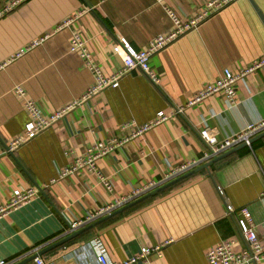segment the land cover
<instances>
[{
    "label": "crops",
    "instance_id": "0c3cea01",
    "mask_svg": "<svg viewBox=\"0 0 264 264\" xmlns=\"http://www.w3.org/2000/svg\"><path fill=\"white\" fill-rule=\"evenodd\" d=\"M0 0V12L11 2ZM0 17V203L17 189L37 188L29 203L0 219V261L16 264L70 233L104 205L145 184L163 181L183 164L199 160L212 144L264 119V65L236 84L237 103L220 91L190 104L207 84L226 70L233 73L264 60V0H238L152 58L159 75L154 84L139 69L113 88L76 107L15 153L8 144L24 132L29 114L14 88L22 85L46 113L81 97L94 75L79 53L70 52L79 33L106 75L123 67L120 43L146 48L173 27L168 9L182 18L209 0H18ZM75 22L57 32L68 17ZM43 44L9 61L35 39ZM184 107L182 114H174ZM159 112L170 117L98 160L112 184L82 169L59 178L60 171L90 147L125 136L124 124L150 122ZM53 180H55L53 182ZM48 185V187H45ZM264 136L185 180L40 255L44 264H100L96 240L112 262H126L143 247L174 241L162 254L136 264H209L207 252L223 241L246 242L238 211L250 208L264 234ZM227 204L236 210L227 213ZM23 264H37L36 259Z\"/></svg>",
    "mask_w": 264,
    "mask_h": 264
},
{
    "label": "built area",
    "instance_id": "2783aa9c",
    "mask_svg": "<svg viewBox=\"0 0 264 264\" xmlns=\"http://www.w3.org/2000/svg\"><path fill=\"white\" fill-rule=\"evenodd\" d=\"M158 1L161 2L163 0ZM237 1L238 0H209L199 11L187 18H182L174 10L168 9V14L173 21V27L167 32L155 36L149 42L148 46L142 50H136L126 41L121 42L119 48L123 54V67L111 75H106L101 70L91 55L85 40L79 33H74L70 52L79 53L82 56L86 67H88L94 75L93 85L90 86L81 97L51 113L44 112L37 101L29 98L27 91L22 85L15 86L14 92L24 101L25 109L29 114V121L25 126L24 132L8 144L7 152H17L21 147L51 129L56 122L62 120L66 114L71 112L76 107L88 102L93 96L97 95L101 91L116 87L125 76L131 74V72L135 69L141 70L149 76L154 84L158 85L160 77L151 65L153 56L175 44L190 32L198 29L204 22L208 21L210 18L222 12ZM19 4L20 1L18 0L8 4L2 12H0V17ZM81 15L82 12L68 17L62 24L56 27L55 32L71 26ZM48 37L49 34H46L45 36L35 39L29 46L17 52L9 61L19 58L34 47L43 44ZM5 65H7V62L4 65L2 64L0 69ZM263 65L264 60L241 71L240 73H233L230 70H226L224 76L214 83L207 84L205 88L194 98V100L190 102V104L192 105L198 103L208 97L214 96L220 91H224L226 93L229 104H236V84L245 78V76L250 72ZM183 111L184 107H181L178 108L174 114H182ZM169 117L170 116L164 112H159L154 120L145 124L137 126L135 122L126 123L124 124V128L127 130L131 129L133 126H135V129L130 131L125 136H113L108 140L97 142L84 154L78 155L73 151H67L66 154L72 155L74 158L69 165L60 171L59 178H64L78 172L79 170L86 169L97 175L98 178L101 179L102 182H104L109 188H112V184L106 181V177L98 167V160L123 147L131 139L143 136L152 128L166 121ZM262 133H264V119L256 124L249 125L245 130L233 134L217 144L210 145L202 158L188 162L174 169L163 181L151 182L136 188L131 194L117 198L113 202L104 205L95 213L90 214L85 220L73 222L70 225V233L111 214L117 209L153 191L159 186L240 145H251L253 139ZM54 181L55 180H53V182ZM45 187H48V185ZM39 192L40 189L34 187L15 190L8 202L0 203V219L8 216L19 207L29 203L39 194ZM235 211L236 210L231 204H227V213L229 215H233ZM238 213V224L241 234L246 242V248L243 251H236L234 241H223L212 247L207 252L209 264H264V234H260L258 232L257 224L253 218L250 208L244 207L240 209ZM173 241V239H170L152 247H143L139 253L133 254L126 262L122 263L112 262L110 260L101 241L96 240L94 244H97L96 255L100 264H136L140 261L148 262L150 256L154 253L162 254L163 249ZM36 261L37 264L45 263L44 259L41 257H37ZM0 264H7V262L1 260Z\"/></svg>",
    "mask_w": 264,
    "mask_h": 264
},
{
    "label": "water",
    "instance_id": "95a60500",
    "mask_svg": "<svg viewBox=\"0 0 264 264\" xmlns=\"http://www.w3.org/2000/svg\"><path fill=\"white\" fill-rule=\"evenodd\" d=\"M263 136H264V133L260 134L257 137H263ZM244 146H245V144L240 145V146H238V147H236V148H234V149H232V150H230V151H228V152H226V153H224V154L212 159L211 161H209L207 163H204V164L200 165L199 167H197V168H195V169H193V170H191V171H189V172H187V173H185V174H183V175H181V176H179V177H177V178H175V179H173V180H171V181H169V182H167V183H165V184H163L161 186H159L158 188L154 189L153 191H151V192L145 194L144 196H142V197H140V198L128 203L127 205L117 209L116 211L112 212L111 214L106 215V216H104V217H102V218H100V219L88 224L87 226L76 230L75 232L67 234L62 239L53 242L52 244H50L49 246H47L46 248H44L40 252H37L36 254H34L33 256H31L29 258H27L26 260H23L22 262H18L16 264H23V263H25L27 261L34 260L37 257H39L40 255H42L43 253H45L47 251H50V250H53V249L65 244V243L75 239L76 237L81 235L83 232L97 227L98 225H100L101 223L105 222L106 220H109V219L115 217L116 215H118V214H120V213H122V212H124V211H126V210H128L130 208H132L133 206H135V205L145 201L146 199H148V198L160 193L161 191H163V190H165V189H167V188H169V187H171V186H173V185L185 180L186 178L190 177L191 175H193V174H195V173H197V172H199L201 170H204V169L209 170L210 167L213 164H215L216 162L222 160L223 158L227 157L228 155L234 153L235 151H237L238 149H240V148H242Z\"/></svg>",
    "mask_w": 264,
    "mask_h": 264
}]
</instances>
